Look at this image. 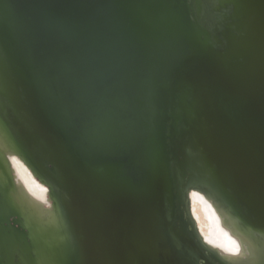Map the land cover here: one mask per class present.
<instances>
[{"label": "water", "instance_id": "water-1", "mask_svg": "<svg viewBox=\"0 0 264 264\" xmlns=\"http://www.w3.org/2000/svg\"><path fill=\"white\" fill-rule=\"evenodd\" d=\"M0 264H264V0H0Z\"/></svg>", "mask_w": 264, "mask_h": 264}, {"label": "bare ground", "instance_id": "bare-ground-1", "mask_svg": "<svg viewBox=\"0 0 264 264\" xmlns=\"http://www.w3.org/2000/svg\"><path fill=\"white\" fill-rule=\"evenodd\" d=\"M11 161L17 178L25 185L28 191L34 197L42 198V202H46L47 198L44 197L47 191L46 187L34 178L33 173L19 157L13 155ZM191 202L200 231L211 245L222 249L227 255L240 248L237 244L239 239L225 227L218 211L215 210L205 196L198 192H193L191 194Z\"/></svg>", "mask_w": 264, "mask_h": 264}]
</instances>
